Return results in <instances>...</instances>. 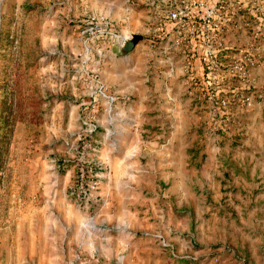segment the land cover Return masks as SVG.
I'll use <instances>...</instances> for the list:
<instances>
[{"label": "rangeland", "instance_id": "374dc122", "mask_svg": "<svg viewBox=\"0 0 264 264\" xmlns=\"http://www.w3.org/2000/svg\"><path fill=\"white\" fill-rule=\"evenodd\" d=\"M175 6L0 0V264H264V0Z\"/></svg>", "mask_w": 264, "mask_h": 264}, {"label": "built area", "instance_id": "2783aa9c", "mask_svg": "<svg viewBox=\"0 0 264 264\" xmlns=\"http://www.w3.org/2000/svg\"><path fill=\"white\" fill-rule=\"evenodd\" d=\"M174 1L176 3V6L174 9H172L170 13V18L180 21L181 24L185 25L188 29L192 31H196L197 27H199V23L203 21L202 22L203 27L200 26V29H204V33L207 30H210L209 28L215 30L214 29L215 25L220 26V22L218 19L214 22V26L210 25L212 16L217 12V10L239 12L241 10L260 9L259 7L255 8V5L258 3L259 0H215L214 3H212V0H174ZM204 10H206L205 16H204ZM219 19L221 20V18ZM204 22L206 23L207 26H210L208 29L204 28ZM212 57H213L212 52L209 51L204 55V60L210 61Z\"/></svg>", "mask_w": 264, "mask_h": 264}, {"label": "crops", "instance_id": "0c3cea01", "mask_svg": "<svg viewBox=\"0 0 264 264\" xmlns=\"http://www.w3.org/2000/svg\"><path fill=\"white\" fill-rule=\"evenodd\" d=\"M215 2V0H212V3H214ZM160 12L162 11V10H159ZM205 11L206 10H204V16H205ZM228 11H225V10H217V12L215 13V14H213V16H212V19H211V22H210V25H213L214 26V22L217 20V19H219V18H221V17H223V16H225V18H229L228 16H227V13ZM251 13V12H250ZM236 16H238L239 17V20L237 21H235L236 22V24L237 25H239V22H243L242 20H243V18L244 17H249V10H241V11H239V12H237V14H236ZM213 20V21H212ZM252 20V19H251ZM251 20H249L248 22L251 24ZM203 22V21H202ZM202 22H200L199 23V27L201 26V27H203V25H202ZM238 22V23H237ZM240 26V25H239ZM210 26H207L206 25V23L204 22V28L205 29H208ZM172 28H173V23H172V21H168V22H164V24H162L161 25V29L160 30H162V29H167V30H171L172 31ZM209 29H211V28H209ZM214 29L216 30V27L214 26ZM171 33V32H170ZM128 134H129V137L131 136V133H129L128 132ZM134 141V140H133ZM133 141H131L130 143H126V147H128L130 144H131V146H129L128 148H127V150H126V152H124L125 154H124V158H126V159H130V158H136L137 157V155H136V151L134 150V148L135 147H133ZM138 148V147H137ZM136 149V148H135ZM55 174H56V172H55ZM39 180H32V184H33V186L34 187H37L35 184H37V182H38ZM43 183V182H42ZM46 186V188H42V187H40L39 188V190H40V192H43V191H48V187H49V185H46V182H44L43 183V187H45ZM54 188V186H51L50 185V189H53ZM29 191V193H32L33 195H31V196H37V197H35V198H38L39 197V193H38V191H36L34 188H32V186H31V188L28 190ZM30 199H31V197H30Z\"/></svg>", "mask_w": 264, "mask_h": 264}, {"label": "trees", "instance_id": "16d2710c", "mask_svg": "<svg viewBox=\"0 0 264 264\" xmlns=\"http://www.w3.org/2000/svg\"><path fill=\"white\" fill-rule=\"evenodd\" d=\"M168 33H169V30H167V29L160 30L159 33H158L157 39L166 37Z\"/></svg>", "mask_w": 264, "mask_h": 264}, {"label": "water", "instance_id": "95a60500", "mask_svg": "<svg viewBox=\"0 0 264 264\" xmlns=\"http://www.w3.org/2000/svg\"><path fill=\"white\" fill-rule=\"evenodd\" d=\"M142 37H143L142 34H140V33H135V34H133V38L131 39V41L136 43V42H138V40L141 39Z\"/></svg>", "mask_w": 264, "mask_h": 264}]
</instances>
